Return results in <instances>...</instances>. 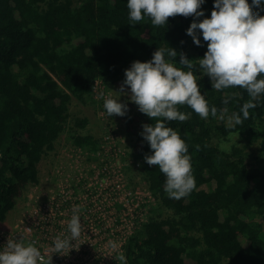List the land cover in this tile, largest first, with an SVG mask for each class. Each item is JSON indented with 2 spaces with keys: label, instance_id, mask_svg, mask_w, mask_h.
<instances>
[{
  "label": "trees",
  "instance_id": "obj_1",
  "mask_svg": "<svg viewBox=\"0 0 264 264\" xmlns=\"http://www.w3.org/2000/svg\"><path fill=\"white\" fill-rule=\"evenodd\" d=\"M214 3L204 0L198 9L203 16L177 15L154 26L149 17L130 21L127 0H0V220L26 185L38 182V162L65 131L72 98L86 102L98 78L121 89L134 62H149L158 49L172 48L177 57L165 51L166 62L193 72L217 115L203 119L178 105L187 120L151 119L139 109L130 111L136 104L128 102L127 123L136 130L132 153L143 159L144 178L159 209L127 237L126 264H264V93L244 119L241 108L252 98L240 87L212 89L199 65L207 42L200 30L199 46L187 34L194 21L211 17ZM253 11L264 15V0ZM180 54L191 60L192 69L179 63ZM124 91L129 96L127 85ZM235 114L241 124H234ZM156 119L178 133L191 158L196 186L179 200L169 198L166 176L145 160L152 150L141 135L143 125L154 126ZM230 134L245 144L221 146ZM72 139L95 149L92 134L76 133ZM251 145L256 150L248 149Z\"/></svg>",
  "mask_w": 264,
  "mask_h": 264
},
{
  "label": "clouds",
  "instance_id": "obj_2",
  "mask_svg": "<svg viewBox=\"0 0 264 264\" xmlns=\"http://www.w3.org/2000/svg\"><path fill=\"white\" fill-rule=\"evenodd\" d=\"M204 0H127L129 19L139 22L149 17L154 26H163L169 17L182 15L203 16L198 11ZM261 0H215L214 10L210 18L193 22L187 29V34L200 45L197 30L202 32L203 40L207 42V52L199 65L204 73L211 78L212 89L223 90L229 87L245 89L252 98L245 103L241 112L243 118H249V109L255 108V101L264 93V79H258L264 74V15L253 11L260 8ZM143 13V14H142ZM176 58L177 52L170 49H158L149 62H134L125 71L120 93L124 85L130 88V99L139 107V111L149 118H163L167 121L183 122L188 115L178 111V105L189 106L201 118L207 119L209 113L217 115V108H209L204 95L201 94L195 75L191 70L184 71L166 62L164 53ZM181 65L193 68L191 60L180 54ZM227 99L224 101L226 104ZM104 109L109 117L124 116L127 105L108 98ZM234 124H241L239 114L232 118ZM141 135L150 144L152 154L145 157L148 165L158 166L166 176L164 191L169 198L181 199L195 188V178L192 175L190 156L184 140L160 119L152 124L143 125ZM77 206L68 224L71 238L56 237L54 252L62 253L72 248V241L81 235V221ZM113 248L115 244L111 245ZM120 264H126V258H117ZM44 257L32 244L8 241L7 247L0 251V264H42ZM51 264V259H50Z\"/></svg>",
  "mask_w": 264,
  "mask_h": 264
},
{
  "label": "rangeland",
  "instance_id": "obj_3",
  "mask_svg": "<svg viewBox=\"0 0 264 264\" xmlns=\"http://www.w3.org/2000/svg\"><path fill=\"white\" fill-rule=\"evenodd\" d=\"M76 41L74 38L73 42ZM108 98L126 105L132 102L125 91L120 93L116 85L101 78L96 79L86 102L72 98L65 131L56 140L54 149L47 151L38 162V182L25 186L14 207L0 220V230L12 229L30 213L33 215L29 219L36 217L39 205L48 202L51 194L64 190L75 195L73 206L79 207L77 213L90 209L89 216L94 223L89 226L93 230L85 232L84 245L88 249L83 260L89 259L90 264H120L117 258L123 255L125 238L157 213L159 202L145 181L143 159L132 153L136 130L128 125L126 114L107 115L104 102ZM138 109L135 105L129 110ZM80 118L87 119L85 126L75 123ZM76 133L92 134L97 139L95 149L74 144L72 136ZM245 142L238 134H230L221 141V146L228 148L232 143ZM248 149L256 150L253 145ZM66 186L72 187L73 192ZM64 203L63 197L61 205Z\"/></svg>",
  "mask_w": 264,
  "mask_h": 264
},
{
  "label": "built area",
  "instance_id": "obj_4",
  "mask_svg": "<svg viewBox=\"0 0 264 264\" xmlns=\"http://www.w3.org/2000/svg\"><path fill=\"white\" fill-rule=\"evenodd\" d=\"M66 187L69 191L73 192L72 187ZM74 196L71 193H64V190H60L54 195L51 194L47 199L48 202L46 201L39 205V214L36 217L29 219L28 216L33 215L30 213L27 217L15 223L12 229L0 230V251H3L7 247L8 241H14L22 243L25 246L28 244L35 246L44 257L42 264H50V259L51 264H90L89 259L83 260L87 256L86 249H88L84 245L86 239L85 232L93 230L89 229V226L93 223L92 218L89 216V208L87 212L75 213L79 215L81 221V235L78 239L71 242L72 248L70 250L65 249L62 253L54 252L56 237L62 239L71 238L68 224L74 214V209H76V206H73ZM63 197L65 198V203L61 205V198ZM101 218L104 220L105 215L103 214ZM95 231L98 232V230Z\"/></svg>",
  "mask_w": 264,
  "mask_h": 264
}]
</instances>
